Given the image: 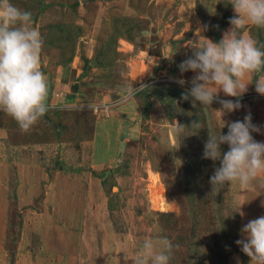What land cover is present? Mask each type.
<instances>
[{"label":"rangeland","instance_id":"rangeland-1","mask_svg":"<svg viewBox=\"0 0 264 264\" xmlns=\"http://www.w3.org/2000/svg\"><path fill=\"white\" fill-rule=\"evenodd\" d=\"M219 1L10 0L43 38L50 107L27 132L0 111V264H133L146 239L163 237L169 264H250L235 241L264 215V192L212 190L214 163L202 154L208 134H226L223 121H242L260 96L248 85L242 107L223 116L218 102L176 96L190 85L175 79L194 75L178 65L206 42Z\"/></svg>","mask_w":264,"mask_h":264},{"label":"clouds","instance_id":"clouds-1","mask_svg":"<svg viewBox=\"0 0 264 264\" xmlns=\"http://www.w3.org/2000/svg\"><path fill=\"white\" fill-rule=\"evenodd\" d=\"M234 15L231 25L223 32L219 42L200 38L194 42L192 55L178 67L181 74L193 72L190 81L182 77L175 82L190 87L182 93V99L201 107L218 102L216 110L222 116L242 107L239 98L247 91L250 83L255 91L264 96V45H258L250 36L243 35L248 25L264 28V0H230ZM30 11L21 10L10 2L0 0V111L11 116L22 131H29L49 111V85L41 70L43 38L32 27ZM256 74L255 81L245 80L248 74ZM134 88L128 97L135 95ZM236 100L220 99L219 92ZM192 126L199 129V122ZM227 133L208 134L204 143L203 159L214 163L213 174L209 178L212 190L226 184L238 183L242 188H255L264 192V142L254 139L252 133H260L261 128L252 123L251 114L232 122L223 121L222 129ZM183 125L175 129L178 135L184 131ZM222 145L228 150L222 151ZM219 166L215 167V162ZM264 206V201H262ZM236 213H244L241 206ZM241 238L235 243L240 251L250 259V264H264V215L249 220L240 229ZM160 250H156V244ZM172 242L163 237L158 242L146 239L136 255L133 264H169ZM237 264H240L237 257Z\"/></svg>","mask_w":264,"mask_h":264},{"label":"trees","instance_id":"trees-1","mask_svg":"<svg viewBox=\"0 0 264 264\" xmlns=\"http://www.w3.org/2000/svg\"><path fill=\"white\" fill-rule=\"evenodd\" d=\"M76 5L77 3L74 4L73 7H75ZM232 9L233 8L230 4V0H220L218 2V7L215 12V16L213 20L211 21L207 18L208 17L207 15L205 16L207 18L206 19V24H207L206 37L207 38H210V40H212L213 42H219V40L222 39L220 35L221 32L224 30L225 26L229 23V19L234 16V13L231 12ZM199 15L204 16L202 15V12L200 11H199ZM245 28L243 29V31L245 30ZM247 31L249 32L250 37L253 38L255 41H257L258 45H264V28H258L254 25H250L248 26ZM83 60L84 62L88 61L86 57H83ZM256 78H257L256 74H254L251 80L254 82ZM151 90L153 91L152 94L154 96L156 95L159 98H162V96L158 93L159 90L157 91L156 87H151ZM179 92L180 91H176V96L179 95L180 97H182V93H184V91L182 93H179ZM185 161H186V164L189 166L188 167V170H189L188 178L190 181H192L193 177L196 175L194 166L197 163L193 157L189 156V154L185 158ZM192 166H193V169L191 168Z\"/></svg>","mask_w":264,"mask_h":264},{"label":"crops","instance_id":"crops-1","mask_svg":"<svg viewBox=\"0 0 264 264\" xmlns=\"http://www.w3.org/2000/svg\"><path fill=\"white\" fill-rule=\"evenodd\" d=\"M234 15L236 14L234 13ZM252 89L255 90V88H253V83H250L249 90H252ZM259 96H260L259 99L261 100L257 102L253 101V103H251V106H249V113L252 116V123L260 126L261 132L264 134V98H262L264 96H261L260 94Z\"/></svg>","mask_w":264,"mask_h":264},{"label":"water","instance_id":"water-1","mask_svg":"<svg viewBox=\"0 0 264 264\" xmlns=\"http://www.w3.org/2000/svg\"><path fill=\"white\" fill-rule=\"evenodd\" d=\"M156 74V71H154V75ZM146 113V112H145ZM147 114V113H146ZM114 171H116V167L114 168Z\"/></svg>","mask_w":264,"mask_h":264}]
</instances>
